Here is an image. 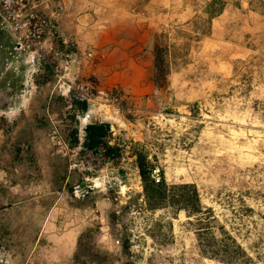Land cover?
<instances>
[{"label": "rangeland", "instance_id": "1", "mask_svg": "<svg viewBox=\"0 0 264 264\" xmlns=\"http://www.w3.org/2000/svg\"><path fill=\"white\" fill-rule=\"evenodd\" d=\"M38 1L49 28L34 62L0 19V264H78L87 228L103 264H219L200 253L193 217L145 209L140 150L152 179L194 183L212 231L264 264V0H224L205 34L209 0ZM161 32L186 47L157 87ZM93 121L109 123L119 157L82 154Z\"/></svg>", "mask_w": 264, "mask_h": 264}, {"label": "trees", "instance_id": "2", "mask_svg": "<svg viewBox=\"0 0 264 264\" xmlns=\"http://www.w3.org/2000/svg\"><path fill=\"white\" fill-rule=\"evenodd\" d=\"M224 7V0L206 2L204 9L206 18L202 20V29L200 28L202 34L207 33L208 24L222 12ZM184 47L186 44L177 46L174 42H169V35L166 32L155 34L151 79L157 87L165 86L168 75L180 65ZM69 95L74 107L82 112L87 110L86 100L77 99L72 91ZM70 134L73 143L78 142V128L72 129ZM109 135L110 125L104 121H93L83 127L81 151L91 163L97 164L98 161L112 160L121 155L122 147L117 143L111 144L108 140ZM135 155L139 175L143 182L142 196L145 209L151 212L170 209L174 214L184 211L187 217H193L197 246L205 258L219 264H255L253 257L226 230L219 227V236L212 231V223L216 221V217L211 207L202 205L199 191L194 183L167 184L161 178L155 183L151 178L155 167L147 159L146 153L140 150ZM167 224L171 227L170 222ZM95 230H99L98 227ZM93 232V228H87L78 237V251L74 254V259L78 264L89 262L103 264L107 259L106 252L93 246L88 247V237ZM150 236L157 239L154 233H150ZM121 244L124 250L129 249L128 241L122 240Z\"/></svg>", "mask_w": 264, "mask_h": 264}, {"label": "built area", "instance_id": "3", "mask_svg": "<svg viewBox=\"0 0 264 264\" xmlns=\"http://www.w3.org/2000/svg\"><path fill=\"white\" fill-rule=\"evenodd\" d=\"M39 4L38 0H0V19L13 39L15 50L26 53L32 62L42 52L49 28V21L38 11ZM72 90L77 99H87L77 88ZM153 180L157 183L160 178Z\"/></svg>", "mask_w": 264, "mask_h": 264}, {"label": "bare ground", "instance_id": "4", "mask_svg": "<svg viewBox=\"0 0 264 264\" xmlns=\"http://www.w3.org/2000/svg\"><path fill=\"white\" fill-rule=\"evenodd\" d=\"M107 117H109V118H113L114 117L115 119H117V117H115L113 113L107 114Z\"/></svg>", "mask_w": 264, "mask_h": 264}]
</instances>
